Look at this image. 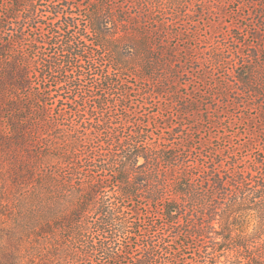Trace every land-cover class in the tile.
<instances>
[{
  "label": "trees",
  "instance_id": "obj_1",
  "mask_svg": "<svg viewBox=\"0 0 264 264\" xmlns=\"http://www.w3.org/2000/svg\"><path fill=\"white\" fill-rule=\"evenodd\" d=\"M2 1L0 264H264V128L212 135L226 105L264 126V0L207 45L174 27L182 0H125L114 20L100 0ZM190 63L205 85L224 70L190 91ZM163 100L182 121L156 131L140 111Z\"/></svg>",
  "mask_w": 264,
  "mask_h": 264
},
{
  "label": "rangeland",
  "instance_id": "obj_2",
  "mask_svg": "<svg viewBox=\"0 0 264 264\" xmlns=\"http://www.w3.org/2000/svg\"><path fill=\"white\" fill-rule=\"evenodd\" d=\"M66 1H69L72 5L73 8L72 10L76 14L84 15L86 13L87 6H89L91 3H94L97 0H58L59 5L61 7L65 6L67 4ZM125 0H100L99 4H95L99 9L107 11V13L112 16V19H116V17L119 15L118 11V6L117 5H122V3ZM140 1V0H137ZM174 5H172V8H169L167 10L168 13H177V9L175 6L180 4L181 0H171ZM183 3L186 2L187 6V11L189 14H179L178 22L174 27H179L180 29H185L188 28L190 29L191 32H194L195 36L193 38L197 39H203V45H207L209 43H212L217 39L218 32L220 31H228L229 29H233V27H236L237 25H241L242 27H245L247 23L250 22V20H246L245 18L241 17L240 13L244 14H250L253 11V8H245V9H240L239 13H236L237 9H239V6H242V4L245 2V0H204V3L201 4L198 2V0H182ZM43 3H49L47 1ZM142 5H148L151 4L150 0H142L140 2ZM4 1H0V6H4ZM76 5V7L74 6ZM80 5L81 7H78ZM48 9V8H47ZM185 9V8H183ZM133 11V9H131ZM134 12V11H133ZM169 14L168 16H170ZM249 17V16H248ZM254 17V18H253ZM258 16L253 15L252 20L258 21ZM264 21V16L262 18ZM114 23L116 22V25H119L117 21H113ZM243 38H247L251 43L254 41V37L251 34H248L247 30H243ZM183 40L185 41H180L179 43L182 44V47L187 46L188 44H194L197 41L191 40L188 41L186 36H182ZM129 39V38H128ZM126 41V40H125ZM261 42H264V34L261 38ZM247 50V49H246ZM187 69L191 72V77H193L194 80L198 81L197 82H191V84H188V89L191 91L194 88L200 87L204 91H207V85L209 83L213 82V79L216 78V76L220 73L223 72L224 69H217L214 68L215 73H209L206 75V82L207 85L203 84L200 80V77L204 74V70H199L197 68V64L190 63L188 66H186ZM177 81L179 83H185L186 81H189V78L187 75H182L180 76ZM196 85V87H194ZM183 90H185V86H182ZM156 101H158L156 99ZM211 101V100H209ZM169 107H171L169 109ZM167 107V101L163 100L161 103L159 102H149L146 104L145 107L140 112H146V113H151L152 115L150 116L149 121L153 124V129H160L161 127H165L167 125H179L181 123V117H177V113H175V109H173L172 105H169ZM202 111L201 114H205V109L206 106L202 104ZM214 107V105H210V108ZM141 108V107H140ZM172 110V111H169ZM212 110V109H211ZM220 112L217 115L216 119V126L212 128V135L214 133H217L218 136L224 137L220 139L223 141V143H228L234 144L237 147H240V144L243 143L244 141L248 140L249 133H258L260 132L259 129L264 126H260L259 124L256 125L253 122H250L249 125H245L242 122L240 123H232L231 125L228 123L229 121V114L234 110V107L232 105L227 106L223 108L222 106L219 107ZM165 114V116H163ZM220 117V118H219ZM145 121H148V118H144ZM158 123H156L155 122ZM224 120L225 123H224ZM159 125L157 128L154 125ZM179 123V124H177ZM214 132V133H213ZM238 133V135H237ZM204 136H209V132H207V129L204 131L203 137ZM214 140V137H213ZM219 139L215 140V145L222 143L219 141ZM1 211V209H0ZM8 210H3L0 212V257L5 258L6 254V246L7 244L5 241V233L6 230H4V225L6 222V214ZM3 213V214H2ZM7 228H8V223H7ZM9 229V228H8Z\"/></svg>",
  "mask_w": 264,
  "mask_h": 264
}]
</instances>
